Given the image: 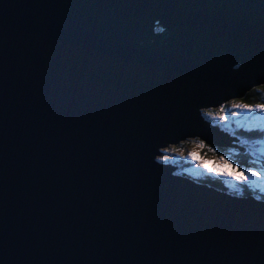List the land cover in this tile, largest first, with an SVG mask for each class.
<instances>
[{
	"label": "water",
	"instance_id": "1",
	"mask_svg": "<svg viewBox=\"0 0 264 264\" xmlns=\"http://www.w3.org/2000/svg\"><path fill=\"white\" fill-rule=\"evenodd\" d=\"M142 3L0 0V264H264L263 199L157 159L239 141L202 111L264 84V0Z\"/></svg>",
	"mask_w": 264,
	"mask_h": 264
},
{
	"label": "rangeland",
	"instance_id": "2",
	"mask_svg": "<svg viewBox=\"0 0 264 264\" xmlns=\"http://www.w3.org/2000/svg\"><path fill=\"white\" fill-rule=\"evenodd\" d=\"M229 101H233V99H230ZM235 102L243 103L242 100H237ZM257 104H259V103H257ZM216 108L217 107H208V108L203 109L202 112L205 113V111L208 112L209 110L216 109ZM225 109H228V108H225ZM231 111H236V109H231ZM211 112H213V111H211ZM213 113H216V112H213ZM209 117H211V119H208ZM209 117L207 118L208 121H210L214 125L219 124L222 128L226 129L227 131L230 129L235 130L236 129L235 125H238V122L243 119L240 116H229L227 120H221V119L217 118V116H215V115H210ZM238 128H240V127H238ZM234 137H236V138L238 137L237 134H235V132H234ZM195 138L196 137H192V138H188V139H195ZM238 138H239V141L238 140L230 141L231 144H234L231 146H219V145L217 146L214 144L211 145V144L204 142V140L198 138L196 141L192 142V144H189L188 147H185V148L184 147H181V148L172 147V148H170L171 153H172L171 156H175L177 154L178 155H186L188 157L195 156L196 160H199L201 162V164H212L213 166H215L218 169V171L220 173L231 172V171H236L237 173H239L246 168H256L257 170H264V143H257L256 142L257 140H264V139L262 137H259V138L256 137V138H254V141L249 142L246 139H243L242 141H240L241 140L240 137H238ZM204 143L211 145V146H214V147L228 148V150L225 153L223 152L221 154H218V152L217 153L213 152L212 154L204 155L202 153ZM247 152H249L248 154H250V156H252L253 161L250 165L245 166V165L240 164L238 162L237 158H239L241 156V155H239L240 153H247ZM168 153H165V154H168ZM161 156L163 157L164 154L162 153L158 157H161ZM220 157H224L225 160H228L229 164H225L224 161H222L220 159ZM162 161H165L168 163H173V161L168 159V157ZM231 165H235V168L231 167ZM174 166H175V172L178 175L183 176L184 172L179 170V166L178 165H174ZM198 166H200V164H198ZM201 170L207 173L208 168L201 167ZM198 171L200 172V170H198ZM224 176H226V178L228 180L227 184L232 189L239 192V193L234 192L236 194H239L242 196H247V195L242 194L243 193L242 188L245 186H247L251 190H257L258 192L264 193V179L253 176V177H250V179L247 183H241L240 181H237L236 179H234L232 176H229V175H224ZM197 181H199V180H197Z\"/></svg>",
	"mask_w": 264,
	"mask_h": 264
},
{
	"label": "trees",
	"instance_id": "3",
	"mask_svg": "<svg viewBox=\"0 0 264 264\" xmlns=\"http://www.w3.org/2000/svg\"><path fill=\"white\" fill-rule=\"evenodd\" d=\"M238 100H242L243 103L246 104H257V103H264V89H261L260 86L254 87L251 90H249L245 96H243V98H238ZM237 101V100H235ZM225 106V108H228V101L225 102L224 104H222ZM220 109V107H217L216 109H211V111L213 112H217ZM209 112V111H208ZM207 111H205V115L208 118L210 115L208 114ZM208 119H211V117H209ZM235 130L230 129L229 131L233 134L235 132V134H237L238 137H240V141H242L243 139L248 140L249 142L254 141V138L256 137H262L264 139V134L259 133V132H249L246 131L245 129H243L242 127L238 128V125H235ZM198 138L195 139H187L184 140L180 143H178L177 145H170L167 148L164 149V158H167L172 160L173 163L175 165L179 166V170L183 171V175L189 176L193 179L199 180V181H203V182H208L211 185H215L221 189L227 190L230 193H239L238 191L232 189L228 184V180L226 178V176H224L222 173H220L218 171V169L213 166L212 164H201V162L199 160H196L195 156H186V155H175V156H171V150L170 148L172 147H177V148H181V147H188L189 144H192V142L196 141ZM228 150V148H221V147H214L211 145H208L206 143H204V147L202 149V153L204 155H209L212 154L213 152L218 154L221 153H225ZM169 152V153H168ZM168 153V154H165ZM247 153H240L239 155H241L239 158H237L238 162L242 165L248 166L252 163L253 158L252 156H250V154ZM198 164H200V166H198ZM239 164V165H240ZM201 167L203 168H208L209 172H204L201 170ZM212 169H216V171H212ZM200 170V172L198 171ZM205 174V175H204ZM207 180H206V179ZM243 195H249V194H254L255 196H257L258 198L264 199V193L263 192H258L257 190H251L249 189L247 186L243 187Z\"/></svg>",
	"mask_w": 264,
	"mask_h": 264
},
{
	"label": "snow or ice",
	"instance_id": "4",
	"mask_svg": "<svg viewBox=\"0 0 264 264\" xmlns=\"http://www.w3.org/2000/svg\"><path fill=\"white\" fill-rule=\"evenodd\" d=\"M125 6L129 8L143 7L144 4L142 0H125ZM157 24L160 23L159 20L156 21ZM167 31L166 27H156L155 32L164 33ZM241 65L239 63L235 64V68L239 69ZM261 89H264V84L260 85ZM231 109H236V111H231ZM209 115H215L221 120H227L229 116H240L243 119L238 122V127H242L249 132H259L264 134V103L259 104H246L235 101L228 102V109H225L224 105L220 106V109L213 113L211 110L208 112ZM257 143H264V140H257ZM174 150V149H173ZM158 160H164V157H157ZM225 164H229L228 160H225L224 157H220ZM235 168V165H231ZM216 171V169H212ZM223 175L232 176L237 181L241 183H247L250 177H258L264 179V170H257L256 168H246L243 171L237 173L236 171L223 172Z\"/></svg>",
	"mask_w": 264,
	"mask_h": 264
},
{
	"label": "bare ground",
	"instance_id": "5",
	"mask_svg": "<svg viewBox=\"0 0 264 264\" xmlns=\"http://www.w3.org/2000/svg\"><path fill=\"white\" fill-rule=\"evenodd\" d=\"M228 101H229V100H228ZM225 102H227V101H224L223 103H225ZM223 103H222V104H223ZM222 104H221V105H222ZM221 105H219V106H221ZM219 106L217 105V106H214V107H219ZM215 125L220 126L219 124H215ZM218 126H216V127L219 128ZM220 127H221V126H220ZM221 128H222V127H221ZM222 129L225 130L226 133H227L228 135H229V134H230L231 136L233 135L229 130L227 131V130L224 129V128H222ZM162 162H164V161H162ZM175 173H176V172H175ZM202 182H203V181H202ZM205 183L210 184V183H208V182H205ZM250 195H251V194H250Z\"/></svg>",
	"mask_w": 264,
	"mask_h": 264
},
{
	"label": "clouds",
	"instance_id": "6",
	"mask_svg": "<svg viewBox=\"0 0 264 264\" xmlns=\"http://www.w3.org/2000/svg\"><path fill=\"white\" fill-rule=\"evenodd\" d=\"M235 99H233V101H234ZM203 114H204V116L206 117V115H205V113L203 112ZM207 118V117H206ZM233 135H234V133H233ZM177 145V144H176ZM170 146V145H169ZM168 147V146H167ZM167 147H165V148H167ZM165 148H163V154H164V149ZM165 162V161H164ZM211 185V184H210ZM215 186V185H214Z\"/></svg>",
	"mask_w": 264,
	"mask_h": 264
}]
</instances>
